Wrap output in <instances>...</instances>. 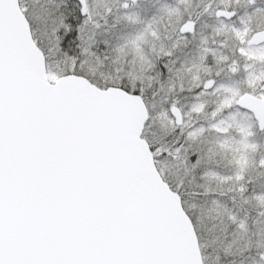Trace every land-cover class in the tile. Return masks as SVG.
<instances>
[{"label":"snow or ice","instance_id":"obj_1","mask_svg":"<svg viewBox=\"0 0 264 264\" xmlns=\"http://www.w3.org/2000/svg\"><path fill=\"white\" fill-rule=\"evenodd\" d=\"M0 264H264V0H0Z\"/></svg>","mask_w":264,"mask_h":264}]
</instances>
